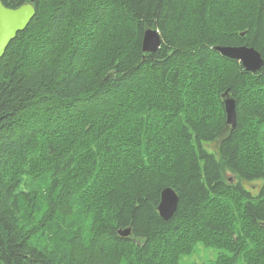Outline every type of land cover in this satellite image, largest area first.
Segmentation results:
<instances>
[{
    "label": "trees",
    "instance_id": "obj_1",
    "mask_svg": "<svg viewBox=\"0 0 264 264\" xmlns=\"http://www.w3.org/2000/svg\"><path fill=\"white\" fill-rule=\"evenodd\" d=\"M1 2L35 15L0 58V264H264V64L215 49L264 58V0Z\"/></svg>",
    "mask_w": 264,
    "mask_h": 264
},
{
    "label": "water",
    "instance_id": "obj_2",
    "mask_svg": "<svg viewBox=\"0 0 264 264\" xmlns=\"http://www.w3.org/2000/svg\"><path fill=\"white\" fill-rule=\"evenodd\" d=\"M35 15L34 5L30 2L23 3L16 8L4 6L0 0V58L8 44L15 38L18 32L24 30ZM160 44V35L156 29L148 28L142 37V51L153 53ZM223 56L240 61L247 71H256L264 64V58L252 47L241 46H217L215 48ZM226 122L232 127L236 123L235 101L226 98L224 101ZM178 195L170 188L165 187L160 193V201L157 209L159 215L168 220L176 211ZM129 228L119 229L118 234L128 236Z\"/></svg>",
    "mask_w": 264,
    "mask_h": 264
},
{
    "label": "rangeland",
    "instance_id": "obj_3",
    "mask_svg": "<svg viewBox=\"0 0 264 264\" xmlns=\"http://www.w3.org/2000/svg\"><path fill=\"white\" fill-rule=\"evenodd\" d=\"M248 186L254 190V192L258 189V181H250L247 182ZM42 209L43 206L41 205ZM48 222H53L54 220H47ZM219 249L210 246H203L202 244H197L195 246L194 252L188 255H182L179 259L178 264H209L212 263L217 254L219 253Z\"/></svg>",
    "mask_w": 264,
    "mask_h": 264
},
{
    "label": "bare ground",
    "instance_id": "obj_4",
    "mask_svg": "<svg viewBox=\"0 0 264 264\" xmlns=\"http://www.w3.org/2000/svg\"><path fill=\"white\" fill-rule=\"evenodd\" d=\"M2 3V2H1ZM157 211H158V209H157ZM164 220H166V219H164ZM118 232V231H117Z\"/></svg>",
    "mask_w": 264,
    "mask_h": 264
}]
</instances>
